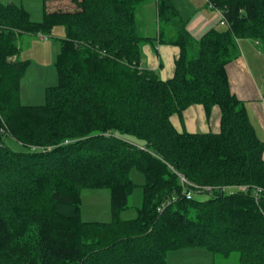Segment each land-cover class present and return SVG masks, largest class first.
<instances>
[{
  "label": "trees",
  "instance_id": "16d2710c",
  "mask_svg": "<svg viewBox=\"0 0 264 264\" xmlns=\"http://www.w3.org/2000/svg\"><path fill=\"white\" fill-rule=\"evenodd\" d=\"M149 1L70 0L74 11H45L34 22L0 0V264H169L170 250L190 247L264 264V141L227 71L240 40L264 54V0H211L227 25L199 40L171 0H154L159 42L180 48L166 81L143 66L142 45L153 38L138 34L136 12ZM57 26L65 28L59 84L46 89L44 105L25 106L29 62L19 38ZM193 105L218 107L220 131H178L172 117ZM133 169L145 177L143 206L122 220ZM179 175L194 184L191 199ZM102 188L111 190L112 221H84L82 192Z\"/></svg>",
  "mask_w": 264,
  "mask_h": 264
},
{
  "label": "rangeland",
  "instance_id": "374dc122",
  "mask_svg": "<svg viewBox=\"0 0 264 264\" xmlns=\"http://www.w3.org/2000/svg\"><path fill=\"white\" fill-rule=\"evenodd\" d=\"M12 1L28 11L34 22H42L45 11H74L76 9V6L70 0L49 1L46 3L42 0ZM153 1H149L148 3ZM143 14L148 24L152 17L156 19L155 4L151 3L146 7L139 8L136 12V19L139 20ZM155 22H158L157 19ZM151 28L147 27L148 32ZM140 30L138 27L139 32ZM39 37L47 40H41ZM64 38V26L55 27L50 35L39 34L33 36L23 34L20 36L18 41L20 47L19 57L21 60L29 62V66L21 81V103L23 105H44L46 101V89L59 84L58 61ZM124 139L134 145H142L139 140L133 137L125 136ZM5 144L14 151L23 149L18 143L9 138L5 139ZM179 177L181 178L180 175ZM130 178L134 182L135 187L130 198L129 208L120 214V219L122 220L137 218L139 209L143 206V184L145 183V177L138 170L133 169L130 172ZM190 184L192 185L193 183L190 182ZM233 191L234 189H227V193ZM195 197L199 200H204L208 198V195L197 194ZM81 217L86 222H111L113 219L111 212V190L109 188L84 190L81 195ZM167 261L169 264H230L236 263L238 259L234 257L231 260H227L223 257L215 256L206 248L190 247L170 250L167 253Z\"/></svg>",
  "mask_w": 264,
  "mask_h": 264
},
{
  "label": "crops",
  "instance_id": "0c3cea01",
  "mask_svg": "<svg viewBox=\"0 0 264 264\" xmlns=\"http://www.w3.org/2000/svg\"><path fill=\"white\" fill-rule=\"evenodd\" d=\"M171 2L179 18L186 23V29L196 40L210 30L222 27L220 24L222 12L211 8L206 0H171ZM151 3L156 6L158 21L156 1L147 2L141 7ZM156 19L152 17L148 24L143 14L139 20H136L137 30L138 27L141 29L140 32L138 31L140 36L153 38L142 45L143 66L156 71L160 78L166 81L174 76L175 62L180 56V48L159 42V23L155 22ZM147 27H152L149 32ZM239 48L241 52L239 58L227 65L230 86L232 92L245 102L250 122L258 138L264 141V54L258 43L253 40H240ZM172 122L180 132L217 133L220 131L221 112L218 107H213L211 112L207 113L203 106L193 105L184 111L181 117L173 116Z\"/></svg>",
  "mask_w": 264,
  "mask_h": 264
},
{
  "label": "built area",
  "instance_id": "2783aa9c",
  "mask_svg": "<svg viewBox=\"0 0 264 264\" xmlns=\"http://www.w3.org/2000/svg\"><path fill=\"white\" fill-rule=\"evenodd\" d=\"M206 1H207V3L209 4V6H210L211 8H213L212 3H211V0H206ZM221 15H222V19H221L220 24H221V26H226V25H227V21H226L224 15H223V13H222ZM180 176H181V175H180ZM180 180H181V184H182V187H183V192H184V194L186 195V198H187V199H191V198L193 197V193H192L191 190H189V186H191L190 182H189V181L187 180V178H185L184 176H181ZM241 188H242L243 190H246V189H247V187H245V186H242ZM162 207H163V206H162ZM163 208H164V207H163Z\"/></svg>",
  "mask_w": 264,
  "mask_h": 264
}]
</instances>
